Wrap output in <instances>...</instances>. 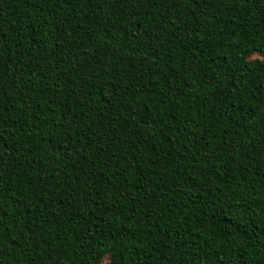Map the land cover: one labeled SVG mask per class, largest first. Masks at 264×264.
I'll use <instances>...</instances> for the list:
<instances>
[{"label":"trees","instance_id":"1","mask_svg":"<svg viewBox=\"0 0 264 264\" xmlns=\"http://www.w3.org/2000/svg\"><path fill=\"white\" fill-rule=\"evenodd\" d=\"M107 259L264 264V0H0V264Z\"/></svg>","mask_w":264,"mask_h":264},{"label":"snow or ice","instance_id":"2","mask_svg":"<svg viewBox=\"0 0 264 264\" xmlns=\"http://www.w3.org/2000/svg\"><path fill=\"white\" fill-rule=\"evenodd\" d=\"M250 259V258H249ZM105 264H111V260L110 259H107L106 261H105ZM245 264H246V261H245Z\"/></svg>","mask_w":264,"mask_h":264},{"label":"rangeland","instance_id":"3","mask_svg":"<svg viewBox=\"0 0 264 264\" xmlns=\"http://www.w3.org/2000/svg\"><path fill=\"white\" fill-rule=\"evenodd\" d=\"M256 56L258 57V55H254V57H256Z\"/></svg>","mask_w":264,"mask_h":264}]
</instances>
